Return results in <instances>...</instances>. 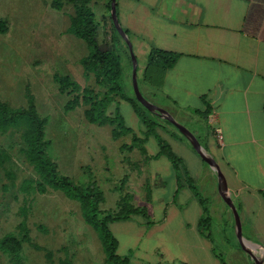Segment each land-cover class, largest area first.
Segmentation results:
<instances>
[{
  "label": "crops",
  "instance_id": "0c3cea01",
  "mask_svg": "<svg viewBox=\"0 0 264 264\" xmlns=\"http://www.w3.org/2000/svg\"><path fill=\"white\" fill-rule=\"evenodd\" d=\"M116 11L137 72L138 59L144 62L140 73L149 101L215 159L243 238L260 246L237 239L216 172L180 131L161 118L155 131L180 159L176 170L167 157L154 158L158 139L145 138L146 127L131 106L143 131L139 152L151 164L152 184L146 183L152 186L146 204H133L146 213L109 224L111 232L126 224L115 228L119 237L112 232L117 253L133 264H256L259 257L264 264V0H116ZM153 49L177 55L175 64L149 66ZM195 191L209 204L205 232Z\"/></svg>",
  "mask_w": 264,
  "mask_h": 264
},
{
  "label": "rangeland",
  "instance_id": "374dc122",
  "mask_svg": "<svg viewBox=\"0 0 264 264\" xmlns=\"http://www.w3.org/2000/svg\"><path fill=\"white\" fill-rule=\"evenodd\" d=\"M66 1L62 9H57L52 6L53 0H0V100L13 109L35 107L44 121L48 157L62 176L78 186L93 185L102 193L103 214H115L119 200L127 194L135 206H143L152 186L148 182L151 164L139 152L142 145L132 146L131 151L123 147L131 146L133 136L142 138L134 107L120 95H111L118 101L112 110L125 118V128H131V132L117 138L118 125L87 119L86 112L109 94V86L92 72L88 44L71 29L77 8ZM109 4L110 0H89L102 48L108 40L104 33ZM119 41L121 85L127 96L135 98L129 48L121 36ZM138 64L139 89L151 100L140 73L144 66L141 58ZM64 77H70L79 89L62 91L59 79ZM168 127L173 129L170 123ZM24 133L23 126L0 131V146L11 155L5 167L0 166V245L8 234L22 241L17 256L0 246V264H108L99 233L85 222L79 203L48 186L29 199L21 194L24 179L42 181L27 160ZM25 218L28 233L24 231ZM122 225L112 229L118 237L122 233L115 228L126 224ZM224 227L225 223L221 224L222 230ZM124 250L123 244L121 255L126 253Z\"/></svg>",
  "mask_w": 264,
  "mask_h": 264
},
{
  "label": "trees",
  "instance_id": "16d2710c",
  "mask_svg": "<svg viewBox=\"0 0 264 264\" xmlns=\"http://www.w3.org/2000/svg\"><path fill=\"white\" fill-rule=\"evenodd\" d=\"M62 2L63 0H53L52 6L62 9L64 6ZM66 2H69V0ZM70 3L77 8L78 12L77 17L73 18L72 21V32L87 42L90 50L88 64L96 77L109 86V94L104 95L99 101H96L92 109L86 112L87 119L91 123L103 124L109 122L111 125H118L120 131L115 133L116 138L131 132V129L124 127V119L118 111L112 110V107H117L118 101L111 95L114 93L120 95L123 100L129 101L133 105L139 120L146 127L145 138L151 135L157 137L160 151L154 158L165 156L171 161L175 169L178 170L180 168V159L173 153L170 146L155 133L156 127L159 125L158 118L160 117L144 108L137 101L136 97L130 98L127 96L121 85V55L118 50L119 47H117L118 43L120 45V34L114 26L111 15L108 16V20L105 23L104 36L108 40L106 47L102 48L98 43V27L95 23L96 14L89 7V0H70ZM109 11L111 12V0ZM176 59L177 55L173 53L153 49L148 55L147 64L149 66L170 68L175 64ZM59 83L62 91L70 88L73 91L79 89L78 84L72 81L70 77L60 78ZM77 99L75 97V101ZM203 118L207 117L203 116ZM13 126H23L25 128L24 141L28 148L26 152L27 160L35 166L42 178V181L34 178L23 180L20 185V192L24 198L29 199L36 194H42L46 186L62 191L71 200L80 204L85 222L99 233L107 263L133 264L129 259L123 258L117 253L118 243L109 228V224L115 220L129 218L132 215L144 214L146 213L145 208L135 207L132 203V196L127 194L119 200L118 211L115 214H103L100 210L102 193L93 185L82 187L74 184L69 177L62 176L57 171L56 164L48 157L44 139V121L38 115L35 107L28 106L13 109L9 104L0 100V131L4 132ZM140 144V138L133 136L131 146L125 144L123 147L131 151L133 149L131 148L132 146H141ZM10 160L11 155L0 146V166L5 167V164ZM7 174L9 175V171H7ZM9 177L11 178L10 175ZM195 194L204 206L205 215L201 219L199 226L201 231L205 232L210 222L209 204L197 191H195ZM23 225L25 233H28L26 218ZM0 246L4 252L17 256L22 249V241L16 236L8 234L1 241ZM36 248L39 247L36 246ZM68 264L73 263L68 262Z\"/></svg>",
  "mask_w": 264,
  "mask_h": 264
},
{
  "label": "water",
  "instance_id": "95a60500",
  "mask_svg": "<svg viewBox=\"0 0 264 264\" xmlns=\"http://www.w3.org/2000/svg\"><path fill=\"white\" fill-rule=\"evenodd\" d=\"M110 15L112 17V21L114 23V26L116 27L118 33L120 34V36L126 41L128 48H129V52H130V57L132 60V65H133V87H134V93L136 96L137 101L144 107L146 108L148 111H150L151 113H154L155 115H157L158 117H160L161 119H164L168 122H170L172 125H174L179 131L180 133L189 141V143L192 145V147L206 160V162L214 169V171L217 174V179L219 182V187L221 190V193L223 195V197L225 198L227 204L229 205V207L231 208V210L234 213V217H235V226H234V231H235V235L237 237V239L240 241V243H242L243 245L246 246H251V247H255V248H259L260 246L254 243H249L247 241H245V239L242 236V233L240 231L239 228V222H238V213H237V209L236 206L229 194L228 188L226 186L224 177L215 161V159L209 155L197 142V140L195 139V137L191 134V132L185 128L183 125L175 122L173 119H171L164 111H162L160 108H158L157 106H155L153 103H151L149 100H147L143 94L141 93L139 86H138V80H137V58L133 52V46L131 41L129 40L127 34L125 33V31L123 30L118 16H117V11H116V0H111V12ZM262 260V257H259L258 261L256 264H260Z\"/></svg>",
  "mask_w": 264,
  "mask_h": 264
}]
</instances>
